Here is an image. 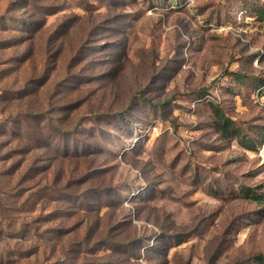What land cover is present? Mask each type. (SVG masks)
I'll use <instances>...</instances> for the list:
<instances>
[{"label": "rangeland", "instance_id": "rangeland-1", "mask_svg": "<svg viewBox=\"0 0 264 264\" xmlns=\"http://www.w3.org/2000/svg\"><path fill=\"white\" fill-rule=\"evenodd\" d=\"M263 139L264 0H0V264H264Z\"/></svg>", "mask_w": 264, "mask_h": 264}, {"label": "trees", "instance_id": "trees-1", "mask_svg": "<svg viewBox=\"0 0 264 264\" xmlns=\"http://www.w3.org/2000/svg\"><path fill=\"white\" fill-rule=\"evenodd\" d=\"M247 77H250L251 78V76H247ZM264 143V139L260 142V146L262 145ZM259 146V147H260ZM264 258V252L263 253H259V254H257V255H254L253 257H251L248 261H256V260H261V259H263Z\"/></svg>", "mask_w": 264, "mask_h": 264}, {"label": "built area", "instance_id": "built-area-1", "mask_svg": "<svg viewBox=\"0 0 264 264\" xmlns=\"http://www.w3.org/2000/svg\"><path fill=\"white\" fill-rule=\"evenodd\" d=\"M257 155L264 160V143L258 148Z\"/></svg>", "mask_w": 264, "mask_h": 264}]
</instances>
